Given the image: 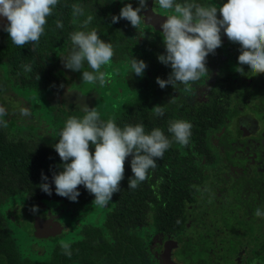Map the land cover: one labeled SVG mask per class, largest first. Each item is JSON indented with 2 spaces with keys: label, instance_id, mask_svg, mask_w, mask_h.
<instances>
[{
  "label": "trees",
  "instance_id": "16d2710c",
  "mask_svg": "<svg viewBox=\"0 0 264 264\" xmlns=\"http://www.w3.org/2000/svg\"><path fill=\"white\" fill-rule=\"evenodd\" d=\"M120 1L122 7L129 4L127 0ZM188 2L204 5L206 0ZM74 4L83 6V16L73 17ZM120 7L109 0L103 6L99 0H59L52 15L47 17L39 42L22 48L12 44L6 31H0V69L3 70L0 75L5 76L3 83L0 82L1 93L18 88L22 92L43 95L49 119L44 121L48 133L45 135L35 124L20 126L16 120L7 122V114L0 115V264H120L123 258L130 264H148L152 253L143 243L142 230L145 234L147 230H184L195 217L192 215L194 202L204 206L207 193L217 191L211 178L219 174L211 175L214 160L207 151L211 147V132L220 129L225 119L222 104L227 88L223 85L217 89V96L203 102L195 99L194 91L206 83L203 77L190 85V90H185L180 83L174 88L169 85L161 89L157 78L166 80L171 72L170 66L158 60V55L165 53V45L155 37H148V30L143 32L140 26L134 28L125 19L113 23L112 17L119 15ZM89 15L91 22L87 28H81ZM57 21L62 22L63 27H57ZM93 29L102 40L113 45L115 52L113 60L100 69L106 74L103 86L99 82L86 83L82 72L64 67L63 58L72 49L71 34ZM133 58L146 63L142 76L131 73ZM25 65L31 67L30 72L25 70ZM82 71L93 70L85 61ZM77 81L81 86L87 85L90 91H74ZM85 105L96 108L102 122L114 119L122 129L126 125L143 124L146 133L159 128L170 140V122L186 120L192 124L191 137L186 146L173 140L163 158L157 160L156 168L150 169L148 178L135 189L128 187V179L133 175L131 157H128L125 178L120 191L113 194L110 210L93 204L94 196L83 185L78 186L80 195L73 202L55 193L53 175L63 170V162L54 145L59 142L60 131L68 118L83 117ZM156 106L163 110V115L155 114ZM17 126L23 129L18 130ZM90 151L94 154V146L90 145ZM42 173L48 177L47 181L42 180ZM45 182L50 184L52 195L41 190L40 185ZM33 206L41 212L67 213V220L74 223L72 240H60L64 236L61 235L50 238L54 245L45 253L39 249L23 251L8 222L13 213L21 218V213ZM96 212L105 214L98 223ZM31 213L33 223L37 215ZM76 216L79 219L75 220ZM31 226L30 239L40 240L35 238ZM62 243L70 245V257L65 255ZM151 260L149 264H153Z\"/></svg>",
  "mask_w": 264,
  "mask_h": 264
},
{
  "label": "clouds",
  "instance_id": "9594fccd",
  "mask_svg": "<svg viewBox=\"0 0 264 264\" xmlns=\"http://www.w3.org/2000/svg\"><path fill=\"white\" fill-rule=\"evenodd\" d=\"M99 2L103 6L107 0ZM58 3L59 0H0V16L8 21L3 30L9 34L12 44L22 48L26 44L38 43L45 32L47 17L52 15ZM157 3L170 13L160 25L165 53L158 55V60L171 67L166 80L159 77L156 80L161 89L169 85L174 88L180 83L185 90H190V85L209 76L206 58L222 46V30L230 42L240 45L236 71L243 75L241 66L247 65L255 75L264 74V0H227L219 8L214 4L203 6L188 0L184 3L157 0ZM146 8L147 0H138L136 8L131 3L126 4L118 16L112 17V22L125 19L132 27L138 28L145 19L142 11ZM218 12L222 18H218ZM84 14L82 5L72 6L74 18ZM91 20L92 16L89 15L81 28H87ZM57 27H63L62 22L57 21ZM70 40L72 49L63 58L64 67L82 72V80L86 83L99 82L103 86L106 74L100 69L113 60V45L102 40L95 29L75 31ZM85 61L92 72L82 71ZM24 67L26 71H31L30 66ZM146 67L143 60L133 58L131 61V73L137 76H142ZM153 109L156 115H163L160 107ZM82 111L85 113L82 118L67 119L60 131L59 142L54 145L63 162V170L53 175L55 193L73 202L80 195L78 186L83 185L94 196L93 204L106 207L112 201L113 194L120 191L128 157H131L133 174L128 179V187L135 189L148 178L149 170L156 168L157 160L163 158L173 140L186 146L191 137L192 124L186 120L170 122V140L159 128L150 133L145 132L143 124L126 125L122 129L114 119L102 122L96 108L85 105ZM3 112L0 108V115ZM22 114L27 113L22 110ZM90 145L94 146V154L90 151ZM47 179L42 173V180ZM40 188L52 195L49 183H42ZM31 211L37 213L38 207L33 206ZM255 215L264 218L260 208H257ZM61 247L70 257V245L62 243Z\"/></svg>",
  "mask_w": 264,
  "mask_h": 264
},
{
  "label": "flooded vegetation",
  "instance_id": "af4514ba",
  "mask_svg": "<svg viewBox=\"0 0 264 264\" xmlns=\"http://www.w3.org/2000/svg\"><path fill=\"white\" fill-rule=\"evenodd\" d=\"M210 1L203 6L214 4L219 8L227 3ZM127 2L138 7L137 0ZM152 10L163 19L159 25L170 14L161 10L157 0H153ZM218 18H222L219 12ZM145 22L140 25L143 32L148 30L147 35L151 33L163 43L162 31ZM221 38L222 46L206 58V83L194 90L195 99L203 102L217 96V89L223 85L227 88L222 104L225 119L220 129L211 132L207 151L214 160L211 175L219 174L211 178L217 191L201 195L204 206L194 202L195 217L184 230H147L146 234L142 230L143 243L152 253L153 261L148 258V264L150 260L163 264L167 244L172 260L178 264H264V218L255 215L257 208L264 212V74L255 75L247 65L241 66L243 75L236 71L240 45L230 42L223 31ZM65 227L64 232L68 230ZM122 260L120 264H130Z\"/></svg>",
  "mask_w": 264,
  "mask_h": 264
},
{
  "label": "rangeland",
  "instance_id": "374dc122",
  "mask_svg": "<svg viewBox=\"0 0 264 264\" xmlns=\"http://www.w3.org/2000/svg\"><path fill=\"white\" fill-rule=\"evenodd\" d=\"M109 1L115 7L116 6L122 7V3L120 0H109ZM208 3H211V1L207 0V4ZM141 26L143 27L142 24H141ZM148 37H154V36L150 33ZM221 69H222V67L220 68V70ZM0 72L3 75L2 69H0ZM4 78H5V76L1 77V75H0V82L3 83ZM77 82L75 84V87H74L75 90L74 91L78 90L81 92V90H82L84 93H87L88 91H90L89 89L86 88L87 85L84 84L81 86L80 82L79 81H77ZM12 90L8 91L7 93L5 92L3 94L0 91V108H2L4 110L3 114H7V116H6L7 122H9L11 120H16V122H18V125L25 126V127L29 126L31 124H35L36 126H38L37 130H41L42 133H45V135H48L47 131H45L46 130L45 127L47 125L44 122L45 120H46V122H48L47 120H49L45 114V111L48 109V107H47L46 103L44 102L45 98L43 97V95H41V94L38 95L37 93H28L25 91L22 92V90H18V88H13ZM79 99L83 100V98H80V97H79ZM22 110H25L27 114L26 115L22 114ZM13 128L15 129V127H13ZM16 128L18 130L23 129L22 127H19V126H17ZM27 128H25V130ZM10 206L11 205H9V207L6 209L7 211L10 209ZM111 206H112V204L109 202V204L103 208L110 209ZM73 209L74 208L69 209V212L73 211ZM97 210H98V208L96 207V211ZM31 212H32L31 209L24 211L20 215V217L22 216L21 218H19V216H17V218H16L15 213L10 215L11 222H8V225L11 228L10 231L17 238V242L23 251H25V252L26 251L27 252L28 251L37 252L39 249V250H42L43 253H45L47 250H49L53 247L54 241L52 239H44V240L42 239V240H38V241H36L35 239H30L29 235H33L31 233L32 232V226L31 225H33V223H34V222L32 223V220H31V218H32ZM66 214L67 213H65V214L60 213L59 215H56V214H53V212H51V211H48V213L38 211L36 213L37 216H41L43 218H50V217L53 218L56 216L57 220H59L63 225L68 227V230H66L63 233L64 236H62V238H60V240L65 239V240L70 241L73 238V236L71 235V225H73L74 223H72V221L67 220V218L65 217ZM102 215L103 214L101 212H99V213L96 212V223H98V219L101 220ZM77 219H79L78 216L75 217V220H77ZM35 258H39V257L35 256Z\"/></svg>",
  "mask_w": 264,
  "mask_h": 264
},
{
  "label": "water",
  "instance_id": "95a60500",
  "mask_svg": "<svg viewBox=\"0 0 264 264\" xmlns=\"http://www.w3.org/2000/svg\"><path fill=\"white\" fill-rule=\"evenodd\" d=\"M138 1V0H137ZM153 8V0H148L147 8L145 9L143 16L147 24H150L157 28L159 31H162L159 25V21L163 20L161 17L158 18V15L152 10ZM8 23L5 17L0 16V31L4 29ZM163 23V22H162ZM223 31V30H222ZM225 37H227L224 34ZM34 227V236L37 239H50L61 236L66 229V227L55 218H43L41 216H36L33 223ZM171 247L167 244L165 247V251L162 254L163 264H178L175 263L171 258Z\"/></svg>",
  "mask_w": 264,
  "mask_h": 264
}]
</instances>
